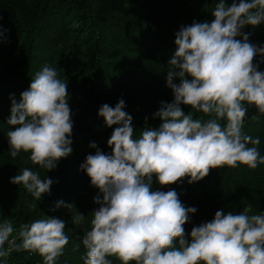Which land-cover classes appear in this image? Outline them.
<instances>
[{
    "label": "clouds",
    "instance_id": "clouds-1",
    "mask_svg": "<svg viewBox=\"0 0 264 264\" xmlns=\"http://www.w3.org/2000/svg\"><path fill=\"white\" fill-rule=\"evenodd\" d=\"M211 15L210 22L194 21L175 35L166 75L173 101L161 102L154 113L159 127L134 129L123 99L100 107L99 117L115 127L107 140L111 153L92 143L95 154L81 164L102 194L94 198L99 207L81 241L84 264H113L110 257L121 264H264V213L250 206L240 214L221 209L194 226L188 238L184 226L197 209L186 207L175 190H152L153 176L162 187L186 177L193 184L212 169L264 164L259 137L242 131L249 107L264 115V72L254 63L264 57V46L242 31L264 23V0H232L230 6L218 0ZM10 99L11 157L28 153L32 165L52 171L72 152L67 82L55 67L44 65L19 101ZM181 105L192 111L185 114ZM10 183L40 201L53 180L25 167ZM61 206L75 208L63 201L56 205ZM71 218L74 225L85 220L78 211ZM66 223L44 217L15 227L11 218L0 220V264H8L12 252L38 254L43 264H56L69 243Z\"/></svg>",
    "mask_w": 264,
    "mask_h": 264
},
{
    "label": "trees",
    "instance_id": "trees-1",
    "mask_svg": "<svg viewBox=\"0 0 264 264\" xmlns=\"http://www.w3.org/2000/svg\"><path fill=\"white\" fill-rule=\"evenodd\" d=\"M216 2L0 0V220L11 218L15 227L44 217L66 221L69 243L56 264H84L86 249L81 241L90 230L91 214L99 207L94 198L102 199V194L91 186L81 164L87 155L95 154L92 143L111 153L107 140L115 127L105 125L98 115L100 107H114L123 99L134 129L159 127L161 121L153 119L154 113L161 102L173 101L166 75L168 61L176 50L175 35L194 21L210 22ZM231 3L226 0L227 5ZM242 31L250 34L251 43L264 46V23L254 28L245 26ZM254 63L264 72V57L257 56ZM44 65L55 67L59 78L67 82L73 121L72 152L52 171L32 165L28 153L21 152L13 159L7 139L10 97L18 102ZM174 82L178 84L179 79ZM181 108L185 114L192 111L189 106ZM242 131L259 137L257 147L264 156V115L249 107ZM25 167L38 171L42 179L53 180L50 193L40 201L23 186L10 183ZM152 190H175L186 207L197 209L184 226L190 238L192 228L214 219L218 210L240 214L250 206L252 212L264 213V164L256 169L244 165L212 169L193 184L186 177L162 187L153 176ZM60 201L75 208H57ZM77 211L85 220L74 225L71 216ZM109 259L121 264L114 257ZM8 264H43V259L34 253L12 252Z\"/></svg>",
    "mask_w": 264,
    "mask_h": 264
}]
</instances>
